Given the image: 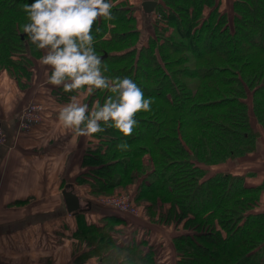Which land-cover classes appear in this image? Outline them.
<instances>
[{
    "label": "trees",
    "instance_id": "1",
    "mask_svg": "<svg viewBox=\"0 0 264 264\" xmlns=\"http://www.w3.org/2000/svg\"><path fill=\"white\" fill-rule=\"evenodd\" d=\"M155 1L151 13L142 6L152 19L141 46V19L128 0H109L114 19L93 25L104 75L131 78L154 103L137 113L132 135L106 128L89 137L77 180L95 196L134 191L138 217L182 229L173 238L175 263L164 240L150 245L151 231L124 217L131 214L104 206L100 222L79 221L75 264L91 257L100 264H264V213L251 212L261 188L213 169L253 152L252 117L264 129V0H228V8L224 0ZM34 2L0 0V75L21 88L43 56L21 31L29 22L22 5ZM52 95L62 103L76 95L91 109L112 94L54 86ZM121 142L127 151L117 148Z\"/></svg>",
    "mask_w": 264,
    "mask_h": 264
},
{
    "label": "crops",
    "instance_id": "2",
    "mask_svg": "<svg viewBox=\"0 0 264 264\" xmlns=\"http://www.w3.org/2000/svg\"><path fill=\"white\" fill-rule=\"evenodd\" d=\"M128 1L141 19L140 42H147L152 14L142 11L145 0ZM227 1H223L225 8L234 0L229 4ZM39 60H35L33 78L25 87L11 81L7 73L0 75V127L7 134V142L0 147V264H38L42 256L48 259L47 255H39L45 251L39 246L45 243L47 251L54 252L53 258L48 259L50 263L75 264L78 254L74 253L73 245L79 221L98 223L106 211V206L95 200L91 186L77 180L84 172L82 159L90 146L89 137H77L59 124V109L68 103L53 97L54 86L46 82L45 74L50 75L51 68L41 65ZM32 103L41 105V120L31 123L28 129L21 128V114ZM251 124L259 133L253 152L213 169L215 173L223 171L244 177L249 188H261L251 211L257 214L264 213V129L254 117ZM65 190L78 196L79 213L68 212ZM124 217L151 231L150 245L164 240L170 262L175 263L173 238L182 229L161 226L150 217ZM52 241L56 243L54 248ZM142 248L148 250L149 245ZM83 264L100 262L91 257Z\"/></svg>",
    "mask_w": 264,
    "mask_h": 264
},
{
    "label": "clouds",
    "instance_id": "3",
    "mask_svg": "<svg viewBox=\"0 0 264 264\" xmlns=\"http://www.w3.org/2000/svg\"><path fill=\"white\" fill-rule=\"evenodd\" d=\"M113 7L109 0H35L22 5L29 22L21 31L30 45L45 51L39 63L51 68L50 75L45 73L48 84L81 96H91L97 89L112 94L103 104L95 101L91 109L74 95L59 109V124L77 137H92L106 128L130 136L138 124L137 113L150 112L154 103L131 78L104 75L108 66L96 54L91 33L99 18L114 19ZM129 147L126 142L117 145L121 151Z\"/></svg>",
    "mask_w": 264,
    "mask_h": 264
},
{
    "label": "built area",
    "instance_id": "4",
    "mask_svg": "<svg viewBox=\"0 0 264 264\" xmlns=\"http://www.w3.org/2000/svg\"><path fill=\"white\" fill-rule=\"evenodd\" d=\"M41 105L32 103L21 114L20 127L28 129L31 123H38L41 120L40 111ZM7 142V134L3 128L0 127V147ZM132 192H124L110 196H96L95 200L107 207H112L117 210L127 212L134 216L140 215V209L133 203L131 198Z\"/></svg>",
    "mask_w": 264,
    "mask_h": 264
},
{
    "label": "water",
    "instance_id": "5",
    "mask_svg": "<svg viewBox=\"0 0 264 264\" xmlns=\"http://www.w3.org/2000/svg\"><path fill=\"white\" fill-rule=\"evenodd\" d=\"M157 3L158 2L155 0H145L142 3V6L145 12L151 13L154 7H156ZM63 197L65 199V203L69 213L77 214L80 212L81 203L78 196L73 191H69V190L63 191Z\"/></svg>",
    "mask_w": 264,
    "mask_h": 264
},
{
    "label": "rangeland",
    "instance_id": "6",
    "mask_svg": "<svg viewBox=\"0 0 264 264\" xmlns=\"http://www.w3.org/2000/svg\"><path fill=\"white\" fill-rule=\"evenodd\" d=\"M229 10H231V8L229 9ZM231 14V13H230ZM141 34H142V32H141ZM147 40V39H146ZM146 42V41H145ZM144 42V43H145ZM144 43H142V42H140L139 41V43H138V45L139 46H141L142 44H144ZM52 234L54 235V232H52ZM47 245V243H45V245H40L39 247H42V249H43V251H44V253L42 252V253H40L39 255H47L48 256V259H49V257L52 259L53 258V255H54V252L52 253V250H48L47 251V248H45V246ZM51 245H52V247L54 248L55 247V245H56V243H55V241H52V243H51ZM38 255V256H39ZM45 256H42V260L38 263V264H43V259H45L46 260V264H53V263H50L49 261H48V259H46V258H44ZM44 263V264H45Z\"/></svg>",
    "mask_w": 264,
    "mask_h": 264
}]
</instances>
